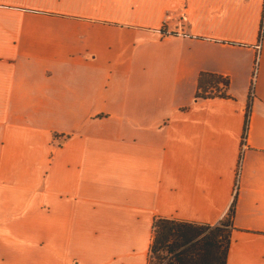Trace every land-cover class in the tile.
I'll list each match as a JSON object with an SVG mask.
<instances>
[{
    "label": "crops",
    "instance_id": "obj_1",
    "mask_svg": "<svg viewBox=\"0 0 264 264\" xmlns=\"http://www.w3.org/2000/svg\"><path fill=\"white\" fill-rule=\"evenodd\" d=\"M232 202L264 264V0H0V264H149Z\"/></svg>",
    "mask_w": 264,
    "mask_h": 264
},
{
    "label": "trees",
    "instance_id": "obj_2",
    "mask_svg": "<svg viewBox=\"0 0 264 264\" xmlns=\"http://www.w3.org/2000/svg\"><path fill=\"white\" fill-rule=\"evenodd\" d=\"M203 78L201 75L198 82L201 94L206 91V84H227L214 76ZM232 215L233 202L225 218L213 227L164 219L154 220L149 264H225L230 245Z\"/></svg>",
    "mask_w": 264,
    "mask_h": 264
},
{
    "label": "rangeland",
    "instance_id": "obj_3",
    "mask_svg": "<svg viewBox=\"0 0 264 264\" xmlns=\"http://www.w3.org/2000/svg\"><path fill=\"white\" fill-rule=\"evenodd\" d=\"M236 188H237V185L235 184V185H234V189H233L234 192L236 191ZM234 192H233V193H234ZM162 264H164V263H162Z\"/></svg>",
    "mask_w": 264,
    "mask_h": 264
}]
</instances>
